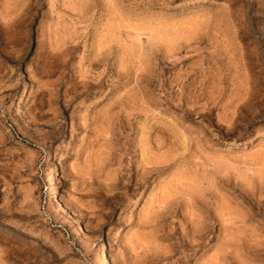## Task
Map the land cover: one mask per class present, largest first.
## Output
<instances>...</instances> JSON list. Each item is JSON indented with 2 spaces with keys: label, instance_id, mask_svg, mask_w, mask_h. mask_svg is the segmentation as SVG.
I'll use <instances>...</instances> for the list:
<instances>
[{
  "label": "rangeland",
  "instance_id": "rangeland-1",
  "mask_svg": "<svg viewBox=\"0 0 264 264\" xmlns=\"http://www.w3.org/2000/svg\"><path fill=\"white\" fill-rule=\"evenodd\" d=\"M105 257L264 264V0H0V264Z\"/></svg>",
  "mask_w": 264,
  "mask_h": 264
},
{
  "label": "bare ground",
  "instance_id": "bare-ground-1",
  "mask_svg": "<svg viewBox=\"0 0 264 264\" xmlns=\"http://www.w3.org/2000/svg\"><path fill=\"white\" fill-rule=\"evenodd\" d=\"M56 175L57 176L53 177L51 180V189H50V196H52L54 198L58 195V181L57 180H58L59 174L56 173ZM98 253L106 256V248H105L104 243H102L101 246L99 247ZM103 264H108V258L107 257L104 258Z\"/></svg>",
  "mask_w": 264,
  "mask_h": 264
}]
</instances>
